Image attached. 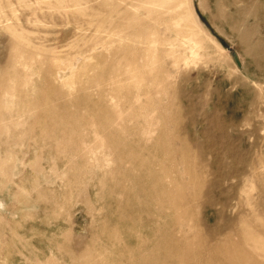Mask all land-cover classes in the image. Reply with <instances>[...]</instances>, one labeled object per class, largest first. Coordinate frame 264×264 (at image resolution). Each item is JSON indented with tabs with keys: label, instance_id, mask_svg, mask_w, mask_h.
Segmentation results:
<instances>
[{
	"label": "rangeland",
	"instance_id": "374dc122",
	"mask_svg": "<svg viewBox=\"0 0 264 264\" xmlns=\"http://www.w3.org/2000/svg\"><path fill=\"white\" fill-rule=\"evenodd\" d=\"M0 264H264V0H0Z\"/></svg>",
	"mask_w": 264,
	"mask_h": 264
},
{
	"label": "water",
	"instance_id": "95a60500",
	"mask_svg": "<svg viewBox=\"0 0 264 264\" xmlns=\"http://www.w3.org/2000/svg\"><path fill=\"white\" fill-rule=\"evenodd\" d=\"M202 20H203V19H202ZM204 23H205V24H207V23H206V21H204ZM227 48H228V49H230V47H229V46H228Z\"/></svg>",
	"mask_w": 264,
	"mask_h": 264
}]
</instances>
